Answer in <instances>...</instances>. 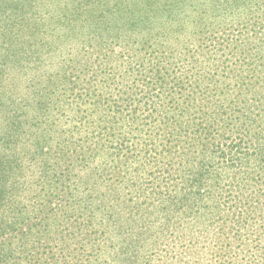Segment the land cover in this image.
Here are the masks:
<instances>
[{
  "label": "trees",
  "instance_id": "trees-1",
  "mask_svg": "<svg viewBox=\"0 0 264 264\" xmlns=\"http://www.w3.org/2000/svg\"><path fill=\"white\" fill-rule=\"evenodd\" d=\"M22 1L0 0V264H264V0L191 1L235 36L153 50L143 78L78 53L35 87L1 43Z\"/></svg>",
  "mask_w": 264,
  "mask_h": 264
},
{
  "label": "rangeland",
  "instance_id": "rangeland-1",
  "mask_svg": "<svg viewBox=\"0 0 264 264\" xmlns=\"http://www.w3.org/2000/svg\"><path fill=\"white\" fill-rule=\"evenodd\" d=\"M191 1L194 0H39L41 6H33L28 1H22L23 6L12 5L9 13L20 17L21 28L5 33L1 43L8 49L28 50L25 51L27 62L15 64L17 59L9 57L13 66L9 82L16 86L20 83L34 87L42 85L47 81L39 78L30 81L32 76H40L47 69L50 72L60 65L59 61L75 59L73 56L77 57L78 53L89 56L90 62L95 61L91 68L98 74L103 71L95 69L99 65L112 69L121 66L126 68L125 73L129 69L140 72L133 78H127V81H132L148 73L152 60L157 63V55L161 52L153 50L197 49L200 37L205 41L235 36L232 31L210 36L202 27L204 22L199 21V8L192 5L200 1ZM45 3L48 5L42 7ZM146 6L160 9L166 6L172 8L173 13L168 11L163 18H147L148 22H143L137 17L144 16L143 8ZM175 11L179 15H175ZM136 49H146L147 53L146 50L137 51L145 57L133 55ZM109 50L113 55L117 52V56L106 58ZM167 54V51L163 53ZM37 55L45 60L35 58ZM166 60L170 61L169 58ZM140 64L146 65V69L139 68Z\"/></svg>",
  "mask_w": 264,
  "mask_h": 264
}]
</instances>
